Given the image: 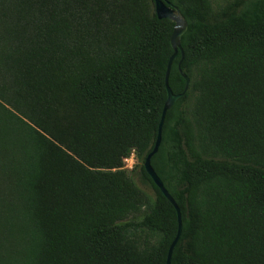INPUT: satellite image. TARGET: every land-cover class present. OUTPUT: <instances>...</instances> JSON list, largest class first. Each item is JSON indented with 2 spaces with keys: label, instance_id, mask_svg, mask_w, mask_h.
Masks as SVG:
<instances>
[{
  "label": "trees",
  "instance_id": "16d2710c",
  "mask_svg": "<svg viewBox=\"0 0 264 264\" xmlns=\"http://www.w3.org/2000/svg\"><path fill=\"white\" fill-rule=\"evenodd\" d=\"M163 1L189 78L150 159L170 264H264V0ZM173 25L154 0H0V264H166L143 163Z\"/></svg>",
  "mask_w": 264,
  "mask_h": 264
},
{
  "label": "water",
  "instance_id": "95a60500",
  "mask_svg": "<svg viewBox=\"0 0 264 264\" xmlns=\"http://www.w3.org/2000/svg\"><path fill=\"white\" fill-rule=\"evenodd\" d=\"M154 10L158 18H167L171 21L174 22L173 25V30L170 36V44L173 49V53L171 56L168 58L167 65H166V72H165V88H166V99L163 104V107L161 109L160 113V118L157 126V134H156V140L153 146V149L151 152L146 156L144 160V168L147 172V174L150 176L152 179L153 183L159 188L161 193L168 199V201L173 205V207L176 210L177 214V232L172 240L168 252H167V259H166V264H170V258H171V252L177 241L179 240L180 234H181V215H180V209L177 206L175 200L172 198V196L168 193L166 188L163 185V182L159 178V176L156 174L154 171L153 167L151 166L150 159L151 156L157 151V148L160 144L161 140V129L164 121V117L166 114V111L173 105V103L181 97V95L188 89L189 87V78L188 76L181 71V61L183 59V49L181 46V36L187 29V22L184 18V16L181 14L180 10L178 9L177 6H174L170 2H165L163 0H154ZM178 52H180L181 58L180 61L178 62V69L180 70L182 76L185 79V85L183 92L174 94L169 85H168V75L170 71V66L172 64V61L176 58Z\"/></svg>",
  "mask_w": 264,
  "mask_h": 264
},
{
  "label": "rangeland",
  "instance_id": "374dc122",
  "mask_svg": "<svg viewBox=\"0 0 264 264\" xmlns=\"http://www.w3.org/2000/svg\"><path fill=\"white\" fill-rule=\"evenodd\" d=\"M130 175L132 176L134 182L136 183V185H137L140 189L146 191V192L149 193V194L152 193V190H151V188H150L148 185H144V184H142V183L138 180V178L136 177L134 171H131V172H130Z\"/></svg>",
  "mask_w": 264,
  "mask_h": 264
},
{
  "label": "built area",
  "instance_id": "2783aa9c",
  "mask_svg": "<svg viewBox=\"0 0 264 264\" xmlns=\"http://www.w3.org/2000/svg\"><path fill=\"white\" fill-rule=\"evenodd\" d=\"M134 154L131 153L128 157L124 158V168L130 170L134 164Z\"/></svg>",
  "mask_w": 264,
  "mask_h": 264
}]
</instances>
